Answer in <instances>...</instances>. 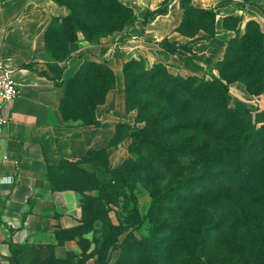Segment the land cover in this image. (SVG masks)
<instances>
[{"label":"trees","instance_id":"1","mask_svg":"<svg viewBox=\"0 0 264 264\" xmlns=\"http://www.w3.org/2000/svg\"><path fill=\"white\" fill-rule=\"evenodd\" d=\"M58 1L70 13L61 21L54 18L47 31V51L57 61L70 56V44L78 41L80 33L85 41L96 44V39L121 32L138 19L120 0ZM171 1L164 0L156 11H142L143 24L167 13ZM191 1L181 0L184 17L178 31L193 38L204 30L207 38L214 37V10L195 8ZM195 11L202 19L196 31L190 32L186 24ZM230 20L236 21L234 26ZM238 24L236 17L225 20L236 35L217 64L219 76L211 80L175 76L162 66L147 69L143 60L125 65L128 110L138 111L137 120L144 127L136 131L127 123L119 124L111 144L130 136L159 156L150 161L129 159L113 171L124 178L125 187L134 179L136 183L146 180L152 194L149 217L153 227L148 236L139 238L131 231L120 241L121 233L115 235L104 226L108 214L105 202L99 203L100 207L96 204V211L106 214V219H94L102 225L101 256L105 257L110 247L119 251L114 264H264V124L257 125L264 119L253 121L250 110L241 103L233 106L229 95V85L234 82L244 83L250 94H264V32L259 23L250 21L241 34ZM162 45L169 52L179 47L167 40ZM131 77L136 87L130 83ZM114 83L115 74L106 62H85L69 82H56L65 88L63 117L67 113L74 122L81 119L83 125H98L95 112ZM73 86L78 89L79 101L68 111L66 102ZM86 162L96 168L91 156L76 162L65 160L50 169L47 178L57 189L80 192L114 184L112 178L93 189L65 186L61 175L68 169L83 170L80 166ZM138 163L144 173L136 178L133 175L141 174L134 171ZM162 165L171 174L166 185L157 181L166 174L160 172ZM83 201L87 223L86 212L95 206L85 195ZM18 249L21 246L14 247V253Z\"/></svg>","mask_w":264,"mask_h":264},{"label":"crops","instance_id":"2","mask_svg":"<svg viewBox=\"0 0 264 264\" xmlns=\"http://www.w3.org/2000/svg\"><path fill=\"white\" fill-rule=\"evenodd\" d=\"M120 2L138 17L129 29L130 39L92 44L80 37L70 44V56L57 61L48 54L46 35L53 19L67 16V9L53 0H0V64L14 71L20 89L5 104L8 122L0 134V264H114L119 251L110 247L101 256L99 223L87 227L83 198L90 192L57 189L48 171L65 160L90 156L94 161L106 156L109 169H114L130 156V136L111 144L119 124L135 125V111L127 106L125 63L140 59L151 67L163 65L175 76L218 77L217 64L236 35L225 25L227 18H239L241 33L250 21L264 32V0H192L195 8L214 10L212 38L204 30L193 38L178 31L184 17L181 0H172L167 13L147 25L140 13L160 9L164 0ZM165 40L179 45L177 51L166 50ZM87 61H104L115 74L114 86L95 112L98 125L89 126L65 121V88L56 84L69 82ZM55 65L61 67L60 78ZM235 89L238 100H246L245 87L236 84ZM80 168L96 171L91 162ZM16 246L21 249L14 253Z\"/></svg>","mask_w":264,"mask_h":264},{"label":"rangeland","instance_id":"3","mask_svg":"<svg viewBox=\"0 0 264 264\" xmlns=\"http://www.w3.org/2000/svg\"><path fill=\"white\" fill-rule=\"evenodd\" d=\"M53 1L59 6L66 8L68 11L67 16L69 15L70 9L67 6L62 5L58 0H53ZM133 14L136 15L134 12ZM67 16L63 18H59L60 21L66 18ZM188 17L189 18L186 24V29L190 32H194L196 31V28L198 27L202 19L201 14L195 11V12H191ZM235 23H236L235 20L229 21L230 25L234 26ZM131 26L132 25L127 26L121 32L117 31L110 35L100 37L96 39V42L100 43L104 39L114 38V37H118L117 39L118 42L119 41L124 42V40L131 38V36L129 35V29L131 28ZM244 33L245 31L241 34H244ZM80 37H82L84 40L83 34L81 33L79 34L78 40L80 39ZM134 60H137V59H134ZM127 63L124 64V70H125V65ZM145 66L147 69H153L157 66H162L165 69H167L163 65H154L151 67L147 64V62H145ZM53 69H54L55 74L58 76L60 74L61 67L59 65H55ZM204 78L211 80V78H208V77H204ZM102 80L103 78H100V82H102ZM130 83L134 87H136L137 85V82L133 81V77L130 78ZM236 84H242L245 87L246 93H247L246 100H238L237 90L235 89ZM77 90L78 89L76 86H73L70 88L68 100L66 102V107L68 111L72 108L73 104L79 101V95H78ZM229 95H230L233 106H235L236 103H241L250 110L253 121H256L259 118L264 119V94H257V95L250 94L244 83L234 82L229 85ZM133 111H135V114H136L134 129L138 131L140 128L144 127V123L138 122L137 120L138 111L136 109ZM64 115H65L64 118L68 122H74L71 118H69L67 113L66 114L64 113ZM77 121L82 122L81 119ZM263 124L264 122H261V123H258L257 125L258 127H260ZM156 156H159L156 150L149 148V146L141 145L138 140L134 142V139H132V142L130 145V156L126 160L136 159L138 161L140 159H145L147 161H150L153 157H156ZM95 161H96L95 173H89L86 170L71 171L70 169H68V171L64 172L61 175V177L63 178L62 181L64 182L65 186H71V187L80 188L83 190L93 189L102 180L110 182L112 181V178H114V184L112 186L106 185V187H104L103 189L99 188V189H93L91 191H87V192H90L89 194L85 195L87 201L90 203L91 206L93 207L95 206V210L93 209L91 211L86 212L87 227L92 228V226L93 227L94 225L96 226V223H94V219L96 220L98 217L102 218V220L106 219L104 218L106 214L104 215V214H101V212L96 211L97 209L96 204L97 206L100 207L101 202L104 201L108 209L107 222L104 224V226H106L107 224L110 232L114 233L115 235H117L118 233H121L122 240H124L126 235L131 231L134 233V235H136L139 238L143 236H148L153 227L151 218L149 217V209L152 204V194H151V191L148 190V188L146 187V183H147L146 180L143 179L144 182H142L143 183L142 184V183H136L135 180L137 179H134V181L132 182L130 186L125 187L123 185L124 181H122V179L124 178L120 174H116V175L113 174L114 173L113 171L116 168L109 169L106 156L105 157L98 156L95 159ZM141 163H138L137 166H134L135 172H137L138 170H140L141 172V169H140ZM150 167L152 166L150 165ZM166 170H167L166 167L162 165L160 172L165 171L166 174L163 175L161 178H157L158 183L161 185H166L170 182L171 174L168 173ZM142 172L144 173V171ZM142 172L140 175L135 174L133 176L137 178L142 175ZM98 174H100L101 177L98 176ZM157 175H160V174H157ZM60 180L61 179H58V182ZM150 186H152V184ZM167 204H168L167 202L164 203V205H167ZM99 225L100 227L102 226L100 222H99Z\"/></svg>","mask_w":264,"mask_h":264},{"label":"built area","instance_id":"4","mask_svg":"<svg viewBox=\"0 0 264 264\" xmlns=\"http://www.w3.org/2000/svg\"><path fill=\"white\" fill-rule=\"evenodd\" d=\"M20 95V89L14 78V71L0 64V134L8 120L4 115L5 104Z\"/></svg>","mask_w":264,"mask_h":264}]
</instances>
